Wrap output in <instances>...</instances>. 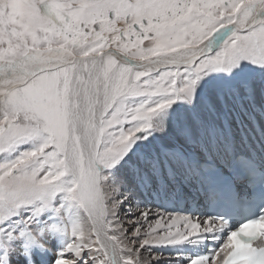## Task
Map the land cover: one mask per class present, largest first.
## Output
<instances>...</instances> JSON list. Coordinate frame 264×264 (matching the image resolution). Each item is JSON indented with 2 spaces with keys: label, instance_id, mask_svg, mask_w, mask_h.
Masks as SVG:
<instances>
[{
  "label": "snow or ice",
  "instance_id": "obj_1",
  "mask_svg": "<svg viewBox=\"0 0 264 264\" xmlns=\"http://www.w3.org/2000/svg\"><path fill=\"white\" fill-rule=\"evenodd\" d=\"M0 264H264V0H0Z\"/></svg>",
  "mask_w": 264,
  "mask_h": 264
}]
</instances>
